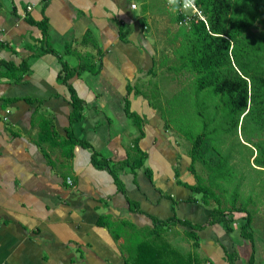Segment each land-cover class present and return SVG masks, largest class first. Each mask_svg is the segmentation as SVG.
<instances>
[{
    "label": "crops",
    "instance_id": "0c3cea01",
    "mask_svg": "<svg viewBox=\"0 0 264 264\" xmlns=\"http://www.w3.org/2000/svg\"><path fill=\"white\" fill-rule=\"evenodd\" d=\"M153 3L0 0V72L7 64L28 65L19 82L0 77V264H131L135 236H150L161 247L151 237L156 227L179 252L169 249L170 264H229L226 252L244 264L250 256V243L237 230L240 216L230 235L217 225L198 231L197 252L187 236L208 221L212 207L183 184H194L190 146L164 128L145 97L173 58L158 49L169 5ZM63 63L85 69L64 80ZM74 97L83 108L76 122ZM73 139L83 145L64 157ZM135 146L142 165L132 170L126 160ZM252 230L255 262L264 264V231L253 223Z\"/></svg>",
    "mask_w": 264,
    "mask_h": 264
},
{
    "label": "trees",
    "instance_id": "16d2710c",
    "mask_svg": "<svg viewBox=\"0 0 264 264\" xmlns=\"http://www.w3.org/2000/svg\"><path fill=\"white\" fill-rule=\"evenodd\" d=\"M194 3L206 22L192 21L185 28L180 24L183 15L179 11V16L174 20L179 28L171 40L175 63L168 68L176 74H187L188 80L182 83L181 89L171 99H167L168 103L160 100L157 84H153L156 89L150 90L151 93L145 94V97L153 101L150 104L159 114L164 128L173 129L189 143L188 169L194 177V184H183L198 194L204 205L212 207L208 221L193 225L192 230L187 232L194 242L193 247L199 245L198 231L206 227L217 225L226 235L232 234L236 216L240 215L238 231L249 241L251 248L244 264H256L252 230L255 214L253 205L256 203H252L250 193L244 195L246 199H239L244 176L238 172L239 164L233 153L235 149L245 147L250 152L246 166L253 172L264 173V0H194ZM44 23L43 19L41 28ZM42 34V41H46L47 31L44 28ZM84 69L82 66L72 68L63 63V78L67 80ZM27 70L26 61L19 67L7 64L6 71L0 72V77L19 82ZM71 105L72 120L79 121L82 117V102L74 97ZM127 111L133 124L140 130L138 116L129 112V109ZM246 123L253 125L254 144L246 145L241 141V135L246 133ZM142 135L140 133L139 136ZM230 139L237 143H230ZM77 144L83 145L77 140H69L64 157L69 158ZM133 149L134 153H129L126 160V166L132 170L142 165L137 156L138 147ZM144 156L142 154V160ZM95 158L93 155L92 159ZM136 161L138 163L134 165ZM110 174L119 183L112 169ZM263 205L264 200L256 204ZM169 222H159V225H168ZM178 222L175 220V223ZM161 232L164 230L156 227V235H151L158 237L161 247L154 246L148 240L150 236L143 239L135 236L137 240L131 248L136 258L132 256L131 264H170L167 256L173 247L164 237L161 240L160 237L164 235ZM110 233L115 240L121 237L116 231V223H110ZM127 240L132 242V238L126 237ZM173 251L174 255L178 252L174 248ZM225 255L229 264L236 263L235 253L230 255L226 252ZM174 262L172 264H179Z\"/></svg>",
    "mask_w": 264,
    "mask_h": 264
},
{
    "label": "rangeland",
    "instance_id": "374dc122",
    "mask_svg": "<svg viewBox=\"0 0 264 264\" xmlns=\"http://www.w3.org/2000/svg\"><path fill=\"white\" fill-rule=\"evenodd\" d=\"M155 2L161 3V0H155ZM156 3H153V4H156ZM148 6H149V4L146 3L142 7H143V9H145ZM33 7L34 6H32L31 8L33 9ZM167 14L169 15V17H167L166 20L163 19V21L165 20L163 22V24H166L168 29L166 28L167 29L166 30V29L162 28V30L159 32L158 37H160L161 41H163L164 43L160 44L158 46L159 47L158 49L161 52H163V51L165 52L168 50V53L169 52L171 53L172 43L170 42V40L174 39L175 32L179 28L177 26V24L174 23V20L179 16V11L173 12V11H171V9L169 7V9H167ZM160 23H162V22H160ZM183 25L185 28H188L189 23H186ZM165 38H166V40H165ZM168 63L174 64L175 63L174 58H172L171 61H169ZM187 77H188L187 74L180 75V74H176L175 72L170 71L168 69H163L161 75L158 78L159 79L158 85H160V86H157L161 101L164 102V100H165V102L168 103L169 101L167 99H169V98L171 99V97H173L174 94L177 93L181 89L182 83L188 80ZM153 84H155V83L150 81V83L146 86V89L147 90L148 89H151V90L154 89L155 90L156 85L153 86ZM190 118H193V117L190 116ZM244 131L246 133H243V135H241L242 143L246 144V145H249V143L254 144L255 138L252 137V134L254 132L253 131V125L251 123L244 124ZM229 141H230V143H233V144L237 143V141H235L234 139H230ZM186 145L189 146V143L188 144L186 143ZM233 155L236 156L235 158L237 160V164H239V166H237V167H239V169H238L239 174L241 176H244V184L242 187L243 190L240 189V193L242 192V194L239 197V199L241 200V199H243V197H244V199H246V196H244V195H246V194L248 195V193H250L252 195L251 199L253 200L252 201L253 204L254 203L257 204V203H259V201L264 200V173L263 172L262 173H256L255 171L253 172L248 166H246V161H247L248 156L250 155V152L245 147H240V148L234 150ZM256 204H254V205L256 206ZM253 211L255 212V214H254L255 218L253 220V229L257 233L262 232V231H264V205L263 206H256V208H254ZM239 216L240 215H237V217H239ZM238 228H239V226H237V230H238ZM234 235H236V234L234 233ZM182 249L184 250V248H182ZM194 250L197 252V247H196V249L194 247ZM196 255H197V253H196Z\"/></svg>",
    "mask_w": 264,
    "mask_h": 264
},
{
    "label": "built area",
    "instance_id": "2783aa9c",
    "mask_svg": "<svg viewBox=\"0 0 264 264\" xmlns=\"http://www.w3.org/2000/svg\"><path fill=\"white\" fill-rule=\"evenodd\" d=\"M132 8L134 9L135 6H132ZM30 10H31V6H28L27 11H30ZM180 12L183 15V19L180 23L181 25L186 24V23H190L192 21L197 22L198 20H202L203 22H206L204 15L202 14L201 10L197 8V6L194 3V0L187 9L182 8L180 10ZM24 16H26V15L24 14ZM66 181L68 182V184H70V185L72 184L71 179L69 177L67 178Z\"/></svg>",
    "mask_w": 264,
    "mask_h": 264
},
{
    "label": "clouds",
    "instance_id": "9594fccd",
    "mask_svg": "<svg viewBox=\"0 0 264 264\" xmlns=\"http://www.w3.org/2000/svg\"><path fill=\"white\" fill-rule=\"evenodd\" d=\"M193 0H167V3L173 12H178L182 8L187 9Z\"/></svg>",
    "mask_w": 264,
    "mask_h": 264
}]
</instances>
